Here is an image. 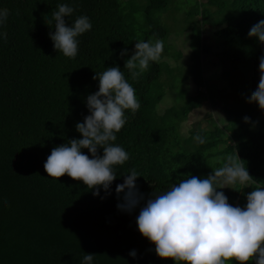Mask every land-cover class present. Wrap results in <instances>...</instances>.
<instances>
[{
	"label": "trees",
	"instance_id": "1",
	"mask_svg": "<svg viewBox=\"0 0 264 264\" xmlns=\"http://www.w3.org/2000/svg\"><path fill=\"white\" fill-rule=\"evenodd\" d=\"M165 2L147 0L138 22L137 6L130 0L128 6L121 0H0V9L9 10L0 26V33H7L6 41L0 37V264H82L88 253L93 254L92 264H176L159 258L155 245L138 230L136 218L148 199L191 176L206 178L229 155L238 156L251 176L248 186L217 189L230 204L244 207L247 194L264 187V110L248 102L264 55V44L248 33L264 20V0L219 5L229 11L213 22L225 45L217 57L236 107H224L223 125L190 129L183 136L179 112L166 109L159 121H152L147 111L161 98L151 97L162 73L160 62H150L138 80L125 68L138 41L167 34L155 16ZM59 4L74 8L65 17L67 26L82 15L92 24L77 37L74 59L55 50L49 35L55 32L52 13ZM124 49L127 53L121 56ZM109 67L124 72L140 108L135 115L125 110L126 123L111 142L124 148L129 159L114 166L116 179L109 190L100 188L93 195L94 189L67 174L58 180L48 177L44 163L54 147L82 138L76 125L90 114L87 97L98 91L99 80L93 76ZM190 71L196 87L201 86L200 64ZM204 97L198 89L194 104L201 105ZM234 115L242 117L241 126L232 123ZM197 134L204 144L194 139ZM81 151L91 158L88 149ZM97 154L103 155L102 147ZM132 169L140 175L136 186L143 199L128 212L117 207L124 193L118 196L116 187ZM133 250L135 257L129 254Z\"/></svg>",
	"mask_w": 264,
	"mask_h": 264
},
{
	"label": "clouds",
	"instance_id": "2",
	"mask_svg": "<svg viewBox=\"0 0 264 264\" xmlns=\"http://www.w3.org/2000/svg\"><path fill=\"white\" fill-rule=\"evenodd\" d=\"M52 13L55 32L49 33L54 49L64 56L74 59L78 53L77 37L90 31L92 24L86 15L79 16L71 26L65 17H70L74 8L59 4ZM9 10L0 9V26L8 19ZM52 21L48 24L51 25ZM264 44V20L255 24L248 33ZM5 41L7 33H0ZM162 40L153 42L138 41L135 51L125 62V68L132 80L147 71L150 62H159L163 53ZM127 49L121 52V56ZM259 83L248 102H256L264 110V55L259 58ZM93 79L99 80L98 91L87 97L90 114L84 122L77 123L80 139H72L67 144L54 147L44 163L48 177L58 180L67 174L74 180L82 181L93 195H99L100 188L108 191L116 179L114 166L123 165L129 154L116 141V133L126 123L125 110L133 115L140 108L134 87L125 78L119 67H109L96 73ZM249 117H244L246 122ZM194 139L204 144L205 139L197 134ZM103 155H98V148ZM91 153L84 154L81 149ZM239 157L225 158L222 167L213 169L206 178L191 176L173 185L170 190L148 199L136 218L139 232L155 245L159 258H170L180 264H227L235 260L237 264H264V187H255L247 194L244 207L233 206L228 197L218 188L233 187L237 183L246 185L251 176L238 162ZM140 176L135 169L130 171L116 193H124L121 210L131 212L143 199L136 186ZM135 257L136 251L129 253ZM93 254L83 257L82 264H92Z\"/></svg>",
	"mask_w": 264,
	"mask_h": 264
},
{
	"label": "rangeland",
	"instance_id": "3",
	"mask_svg": "<svg viewBox=\"0 0 264 264\" xmlns=\"http://www.w3.org/2000/svg\"><path fill=\"white\" fill-rule=\"evenodd\" d=\"M121 1L128 6L129 0ZM130 1L137 6L136 18L139 22L147 0ZM225 1L217 0L214 4L210 0H166L155 11L156 18L165 26L167 34L163 38L151 40L153 43L162 40L164 49L159 60L162 73L151 96L161 98L154 106L149 104L147 111H150L152 121H159L162 111L166 109L179 112V132L182 136L190 129H210L212 123L223 125L225 108L236 107L217 57L225 45L223 38L216 34L219 26L213 25L214 21H220L228 13V6H219ZM134 51L131 49L130 53ZM194 62L193 68L191 63ZM199 64L204 82L196 87L190 69L195 71ZM198 89L205 96L199 106L193 101ZM231 121L238 126L243 123L242 117L236 115ZM248 182L246 185L240 184L241 187L248 186Z\"/></svg>",
	"mask_w": 264,
	"mask_h": 264
}]
</instances>
